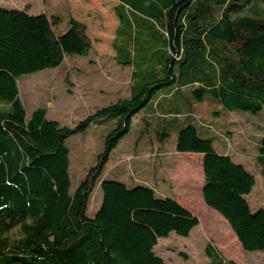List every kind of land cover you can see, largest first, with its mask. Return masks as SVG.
<instances>
[{"label":"trees","instance_id":"obj_1","mask_svg":"<svg viewBox=\"0 0 264 264\" xmlns=\"http://www.w3.org/2000/svg\"><path fill=\"white\" fill-rule=\"evenodd\" d=\"M116 1L111 46L117 64L131 69L129 98L72 129L43 109L27 115L17 79L92 53L85 26L69 15L67 31L57 35L56 17L0 8V264H167L155 253L158 242L188 237L198 220L154 189L100 180L110 153L133 117L164 90L169 98L192 88L198 102L208 97L223 112L264 109V0ZM111 120L96 165L72 189L65 140ZM262 145L259 165L264 138ZM175 151L203 156L204 204L228 224L244 253L264 251V209L251 213L245 200L254 176L217 154L192 125L178 131ZM96 186L101 203L90 217ZM206 253L209 264H235L210 244Z\"/></svg>","mask_w":264,"mask_h":264},{"label":"rangeland","instance_id":"obj_2","mask_svg":"<svg viewBox=\"0 0 264 264\" xmlns=\"http://www.w3.org/2000/svg\"><path fill=\"white\" fill-rule=\"evenodd\" d=\"M0 5L32 17L46 15L51 21L56 17L53 29L57 35L67 31L71 15L85 26L93 49L85 57H67L55 70L19 77L18 96L27 115L43 109L48 119L72 129L97 110L129 98L131 69L117 64L111 46L119 25L116 0H0ZM166 94L162 91L133 117L129 133L110 153L100 180L117 181L128 188L148 187L160 197L172 194L189 207L198 226L188 237L170 234L155 249L167 264H209L208 244L225 261L264 264V251L244 253L222 217L202 206L199 191L204 179L199 155L175 151L178 131L192 125L200 138L211 141L217 154L228 155L254 176V187L245 200L251 213L264 209V162L258 164L264 109L255 115L223 112L208 97L198 102L192 88H183L169 98ZM111 121L109 126L91 123L82 133L65 140L72 189L96 165L105 138L114 128L115 121ZM100 203L101 192L96 186L87 215L94 216ZM7 236L14 239L17 231Z\"/></svg>","mask_w":264,"mask_h":264},{"label":"crops","instance_id":"obj_3","mask_svg":"<svg viewBox=\"0 0 264 264\" xmlns=\"http://www.w3.org/2000/svg\"><path fill=\"white\" fill-rule=\"evenodd\" d=\"M1 6V5H0ZM1 8V7H0ZM73 15V14H72ZM190 155H194V154H190ZM196 156V155H194ZM202 160H203V156L202 155H199V165H200V171L202 172ZM203 186H204V183L201 181V189L199 191V195L200 197L202 198V190H203ZM155 190V189H154ZM165 197H169V198H172L178 205H180L183 209H185L187 212H189L190 214H192L189 209V207L187 205H185L184 203H182L181 201H179V199L175 196H173L172 194H169V196H165ZM203 201V199H202ZM205 205V204H202V206ZM209 209V208H208ZM193 215V214H192ZM159 243V242H158ZM236 264V263H235Z\"/></svg>","mask_w":264,"mask_h":264}]
</instances>
